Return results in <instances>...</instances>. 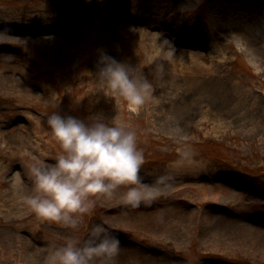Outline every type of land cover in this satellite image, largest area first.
Listing matches in <instances>:
<instances>
[{
    "label": "rangeland",
    "instance_id": "rangeland-1",
    "mask_svg": "<svg viewBox=\"0 0 264 264\" xmlns=\"http://www.w3.org/2000/svg\"><path fill=\"white\" fill-rule=\"evenodd\" d=\"M102 52L151 82L138 111L97 81ZM55 110L135 129L151 202L121 186L75 227L39 220L28 162L62 150ZM101 222L121 246L94 264H264V0H0V264H46Z\"/></svg>",
    "mask_w": 264,
    "mask_h": 264
},
{
    "label": "clouds",
    "instance_id": "clouds-1",
    "mask_svg": "<svg viewBox=\"0 0 264 264\" xmlns=\"http://www.w3.org/2000/svg\"><path fill=\"white\" fill-rule=\"evenodd\" d=\"M96 79L107 89L105 94L121 97L133 111L144 105L151 88L142 69L138 71L106 52L100 55ZM47 125L62 150L51 162H28L33 191L26 196V203L39 220L75 227L83 214L96 207L97 200L114 196L121 186L127 188L123 199L131 207L151 202L157 194L141 180L144 152L138 146L137 132L125 122L100 114L84 119L55 110L48 114ZM177 151L178 164L193 156L187 147ZM120 246L119 237L101 222L82 242L68 240L53 248L46 264H94L98 257L115 256Z\"/></svg>",
    "mask_w": 264,
    "mask_h": 264
},
{
    "label": "bare ground",
    "instance_id": "bare-ground-1",
    "mask_svg": "<svg viewBox=\"0 0 264 264\" xmlns=\"http://www.w3.org/2000/svg\"><path fill=\"white\" fill-rule=\"evenodd\" d=\"M104 15H102L99 19H97L98 21H96V23L93 25V35L95 34V32L97 30L100 29V25L102 23V19H103ZM105 23V21H103ZM114 23L116 24V27L118 30H120L121 32L125 33L126 35H130L129 34V26L126 25L125 23L121 22L120 20H114ZM137 30V29H136ZM135 33H137L138 35H140L141 38H145L147 37V33L145 32L144 29H139L138 31H133ZM76 34V33H75ZM95 40V39H94ZM99 40V39H98ZM96 40L93 44H92V49L95 50L96 52H99L101 51V49L104 47V46H107L109 45V42L105 41L104 39L102 40ZM64 43H67L69 45H72L74 42L72 43H68V42H64ZM123 50L126 52V53H129L132 55H135V53L133 52V50L131 48H129L128 46L126 47H123ZM126 55V54H125ZM151 187V186H149Z\"/></svg>",
    "mask_w": 264,
    "mask_h": 264
}]
</instances>
